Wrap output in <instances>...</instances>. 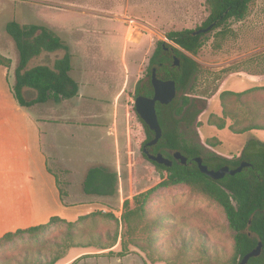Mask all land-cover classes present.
Segmentation results:
<instances>
[{
  "label": "rangeland",
  "instance_id": "rangeland-1",
  "mask_svg": "<svg viewBox=\"0 0 264 264\" xmlns=\"http://www.w3.org/2000/svg\"><path fill=\"white\" fill-rule=\"evenodd\" d=\"M207 15L206 0H0V56L10 59L8 67L13 75L19 52L5 31L11 20L53 30L70 45L74 65L80 63V52H85L87 40L101 45L98 51L108 54L116 66L122 45L119 33H125L131 41L127 58L132 57L135 76L141 79L147 75L149 59L158 41L177 47L166 38L167 32L197 28ZM62 54V49L50 54L40 52L29 58L26 67L52 66ZM263 54L264 0H252L243 19H230L207 32L196 55L190 54L202 67L191 94L196 95L191 141L201 147V156L208 157L212 151L233 154L251 138L264 140L261 130L233 134L228 128L229 119L223 129L208 123L210 115H222L219 97L212 96L216 88L239 92L264 86V80L253 81L243 73L228 72L240 69L249 74L260 73L264 69ZM134 91L132 84L123 99L125 140L115 192L79 194L78 185L83 177L79 174L76 177L77 171L60 164V169H66L60 174L61 189L68 190L64 183L73 186L71 193L63 195L67 203L81 198L88 202L65 205L63 212L72 214L89 206L92 209L75 221L54 220L42 228L24 229L1 238L0 264L233 263L235 232L229 227L223 208L186 184L159 188L147 198L142 217L131 215L129 223L126 222L129 211H141V194L162 173L142 156L138 144L142 140V127L133 109ZM26 95L34 96L35 91ZM108 117H112L111 108ZM211 138L219 144L211 147L206 143Z\"/></svg>",
  "mask_w": 264,
  "mask_h": 264
},
{
  "label": "trees",
  "instance_id": "trees-1",
  "mask_svg": "<svg viewBox=\"0 0 264 264\" xmlns=\"http://www.w3.org/2000/svg\"><path fill=\"white\" fill-rule=\"evenodd\" d=\"M251 1L206 0L208 15L202 24L194 29L185 28L167 32L166 38L177 47L162 40L158 41L149 59L147 75L141 78L135 87L136 93L152 96L153 91L150 84L152 66H156L157 77L173 79L176 82V98L167 105L156 104L162 136L153 148L154 151H161L169 158L172 156L167 151H181L187 157V163L183 165L178 161H173L172 166L166 167L153 162L162 173L159 179L141 194V211L138 209L129 211L126 222L129 223L131 215H135L137 219L142 217L147 198L159 188L180 183L186 184L193 191L205 195L223 208L228 225L235 232L232 264H237V259L239 261L243 255L252 250L258 240L263 242L262 254L251 258L247 264H264V140L251 138L239 152L230 155L212 151L208 157L202 156L203 162L209 168H218L222 165L234 168L241 161L249 163L234 175L226 174L222 179L213 180L199 171L196 163L193 162V158L201 156L202 152L201 147L191 141L194 133L191 127L196 113V110H193L196 95L191 94L202 72V67L191 55H196L203 44L205 34L210 31L194 34L196 30L206 28L211 24H213L211 29L213 30L230 19L236 21L243 19ZM5 31L11 36L19 52V62L14 71L15 81L11 86L12 95L18 105L29 107L37 102H44L48 99L58 101L76 94L77 83L69 75L71 55L68 46L53 30L44 25L20 24L11 20L5 25ZM57 49L64 50V54L55 59L52 66L40 64L26 69L30 57L40 52L50 53ZM175 57L179 60L178 65H174ZM261 57L264 63V54ZM0 64L8 67L10 59L0 56ZM228 72L243 73L253 81L264 80V69L260 73L250 74L240 69ZM24 87L34 89L36 96L26 99L23 94ZM212 96L219 97L222 115L221 117L215 114L210 115L208 119L210 125L223 129L229 119L231 123L228 128L235 134L264 130V86H255L239 92L218 87ZM139 121L142 127V140L138 144L140 148H143L151 140L153 132L140 118ZM196 126H199L197 122ZM206 143L211 147L219 144L215 138L206 140ZM142 156L146 158L144 153ZM116 182L117 174L99 165L88 170L83 186L86 193L107 195L115 192ZM54 220L62 219L51 217L50 221L27 229L42 228ZM22 230L24 229L14 232ZM14 232H8L1 238L10 236Z\"/></svg>",
  "mask_w": 264,
  "mask_h": 264
},
{
  "label": "crops",
  "instance_id": "crops-1",
  "mask_svg": "<svg viewBox=\"0 0 264 264\" xmlns=\"http://www.w3.org/2000/svg\"><path fill=\"white\" fill-rule=\"evenodd\" d=\"M119 34L122 45L118 68L108 54L98 51L101 45L95 42L86 40L85 52L78 50L81 61L77 65L71 62L69 71L77 92L70 98L22 107L11 92L14 74L0 64V238L8 232L44 224L51 217L75 221L89 214L90 206L72 214L63 212L65 205L88 203L84 198L67 203L63 195L71 193L73 186L64 183L68 190L61 189L60 174L64 170L77 171L75 176L79 174L83 181L94 166H106L117 174L125 140L123 99L138 80L132 57L127 58L131 41L125 33ZM65 44L72 59L74 53ZM31 90L23 88L26 99L36 96L35 90L34 96L26 95ZM60 164L66 169H60ZM82 183L78 185L79 194L90 195L84 192Z\"/></svg>",
  "mask_w": 264,
  "mask_h": 264
},
{
  "label": "water",
  "instance_id": "water-1",
  "mask_svg": "<svg viewBox=\"0 0 264 264\" xmlns=\"http://www.w3.org/2000/svg\"><path fill=\"white\" fill-rule=\"evenodd\" d=\"M213 24L207 26L206 28L198 29L194 34L200 32H207L211 30ZM179 60L177 57L174 58V65H178ZM150 81L153 88L152 96L137 95L134 100V109L138 117L148 126V128L153 132L151 140H149L142 151L146 155V158L152 163L162 164L166 167H170L173 161H178L179 163L185 165L187 163V157L181 151H172L170 154L172 158L167 157L161 151L156 153H151L147 150L148 147H153L159 141L162 136V128L160 126L156 104L167 105L171 103L177 96V86L173 79H162L156 76L155 69H152L150 74ZM193 162L196 163L199 171L213 180L222 179L226 174L234 175L240 172L244 167L248 166L249 163L246 161H241L236 167L230 168L228 165H222L218 168H209L204 162L202 156H195ZM263 242L261 240L257 241L256 246L247 252L238 261L237 264H247L248 261L253 257H258L262 254Z\"/></svg>",
  "mask_w": 264,
  "mask_h": 264
},
{
  "label": "flooded vegetation",
  "instance_id": "flooded-vegetation-1",
  "mask_svg": "<svg viewBox=\"0 0 264 264\" xmlns=\"http://www.w3.org/2000/svg\"><path fill=\"white\" fill-rule=\"evenodd\" d=\"M64 43V42H63ZM65 44V43H64ZM57 50H60V49H57ZM57 50H55V51H57ZM55 51H53V52H55ZM64 51V50H63ZM71 55V54H70ZM61 56H57L55 59H58V58H60ZM149 69V68H148ZM152 69H155V71H156V66H152L151 68H150V74H151V71H152ZM140 79H138L137 80V82L139 81ZM137 82H136V84H137ZM136 84H135V87H136ZM150 84H151V81H150ZM151 87H152V85H151ZM152 91H153V88H152ZM134 93H135V97L137 96V95H140V94H138V93H136V90L134 91ZM152 95H153V93H152ZM145 146V145H144ZM141 149V152L143 153V151H142V149L143 148H140ZM147 150L149 151V152H151V153H156V152H158V151H154V148L153 147H148L147 146ZM169 155H171L170 153H168ZM172 156V155H171Z\"/></svg>",
  "mask_w": 264,
  "mask_h": 264
}]
</instances>
